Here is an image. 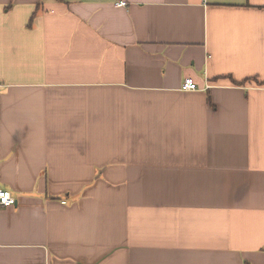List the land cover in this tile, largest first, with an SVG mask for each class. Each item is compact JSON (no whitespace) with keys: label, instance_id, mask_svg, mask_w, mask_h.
<instances>
[{"label":"crops","instance_id":"obj_1","mask_svg":"<svg viewBox=\"0 0 264 264\" xmlns=\"http://www.w3.org/2000/svg\"><path fill=\"white\" fill-rule=\"evenodd\" d=\"M1 189L0 264H264V0H0Z\"/></svg>","mask_w":264,"mask_h":264},{"label":"built area","instance_id":"obj_2","mask_svg":"<svg viewBox=\"0 0 264 264\" xmlns=\"http://www.w3.org/2000/svg\"><path fill=\"white\" fill-rule=\"evenodd\" d=\"M124 4H120V6H123ZM182 91H197V86L191 79H184L183 84L181 86ZM15 204V199L12 197V195L6 191L1 189L0 190V207H8Z\"/></svg>","mask_w":264,"mask_h":264}]
</instances>
